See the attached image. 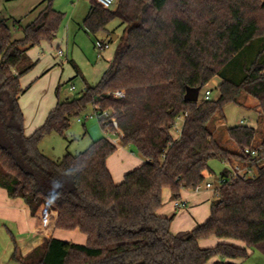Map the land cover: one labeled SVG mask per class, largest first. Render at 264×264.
Instances as JSON below:
<instances>
[{
    "label": "trees",
    "instance_id": "1",
    "mask_svg": "<svg viewBox=\"0 0 264 264\" xmlns=\"http://www.w3.org/2000/svg\"><path fill=\"white\" fill-rule=\"evenodd\" d=\"M43 4L28 24L13 20L23 31L20 39L9 19H0V186L26 202L37 227L55 219L57 230H79L87 243L51 237L23 264H239L253 250L264 254V138L256 140L254 126L224 125V107L244 106L242 92L259 102L264 120V0H117L113 9L91 0L84 21L90 33L108 32L115 20L124 26L115 57L99 84L58 100L28 136L19 102L29 89L21 78L36 65L28 52L52 43L65 16L53 0ZM215 78L218 98L186 99L190 89L200 91ZM90 105L111 113L100 123L119 144L104 136L60 161L44 154L43 138L65 135L73 117ZM217 114L221 136L210 124ZM231 142L235 149L227 146ZM119 146L132 147L144 162L118 183L108 158ZM259 146L260 156L246 153ZM214 159L237 162L253 175L225 184L206 222L172 232L176 213H159L164 190L181 200L184 190L205 183ZM230 172L225 167L220 175ZM211 237L218 239L215 246L200 245Z\"/></svg>",
    "mask_w": 264,
    "mask_h": 264
},
{
    "label": "rangeland",
    "instance_id": "2",
    "mask_svg": "<svg viewBox=\"0 0 264 264\" xmlns=\"http://www.w3.org/2000/svg\"><path fill=\"white\" fill-rule=\"evenodd\" d=\"M41 1L0 0L1 17L9 19L14 38H22L23 31L13 26V20H25L32 7ZM90 3L91 0H53V7L65 14L57 37L51 44L45 42L32 49V61L37 64L21 79L23 87L31 85V88L21 97V105L29 125L38 119L40 111L54 108L58 100L71 99L85 91L87 87H94L99 84L113 61L119 44L118 38L123 34L124 26L119 20H115L108 26V32H100L96 35L90 33L84 26ZM115 36L118 38L114 39ZM97 42L109 43L110 48L99 51L96 47ZM59 49L64 51V55H57ZM99 53L101 57H99ZM48 69L50 71L43 75ZM219 82V78H215L204 89L200 90L198 101L205 98V92L208 89L213 92L212 98H218L217 84ZM72 86H75L76 90H71ZM58 88L59 91L57 92ZM239 101L243 102L244 106L230 103L224 107V115L227 121L224 125L230 127L243 122V124L254 126L258 129L256 140L261 141L264 138V120L259 115V102L249 96L247 97L245 92L241 93ZM220 118L221 114H217L210 123L212 127L216 126L218 136H221L223 128V125H220L222 123ZM183 122V117L178 120L173 130L175 137L179 136ZM104 136L119 144V139L115 138L114 133L104 131L100 118L95 114L93 105H90L86 111L73 117L71 126L65 135L55 132L46 135L41 142L40 149L51 159L60 161L66 154H80L94 140ZM227 146L232 149L236 148L232 142ZM130 149L135 151L132 147ZM118 161L113 160V168L116 172L119 168ZM131 163L130 161L128 166ZM210 167L212 175L207 176L200 192L195 190L182 192L181 200L188 202L187 208L175 210L176 201L172 198L171 190L169 188L164 190V206L161 210L168 214H177L172 222V228L176 231L190 230L196 222L208 220L211 214V205L215 198L213 190L208 189L206 183H213L215 188L223 169L231 167V165L214 159L210 161ZM115 178H119L118 172L115 173ZM123 179L124 177H122ZM11 231L15 236H18L13 224L0 221V256H4V259H8L10 252L14 250ZM216 240V238L211 237L203 239L202 243L207 247L215 246ZM67 242L73 241L67 240ZM238 263L264 264V254L258 250H253L248 258L238 261Z\"/></svg>",
    "mask_w": 264,
    "mask_h": 264
},
{
    "label": "crops",
    "instance_id": "3",
    "mask_svg": "<svg viewBox=\"0 0 264 264\" xmlns=\"http://www.w3.org/2000/svg\"><path fill=\"white\" fill-rule=\"evenodd\" d=\"M42 2H44V0H42L41 2L37 3L35 6L32 7L30 12L27 14V18L25 20L20 19L22 21V25H26L36 18L38 13L45 6L44 4L42 5ZM0 19H5V18H2L1 14H0ZM15 20H17V19H15ZM13 37H14V34H13ZM14 39H20V38H14ZM49 44H51V43H49ZM32 49L29 50V52H28L31 60L33 58ZM49 71H50V69H48L43 75H46ZM27 87H29V89H30L31 85H29ZM25 93H23V94H25ZM22 95L20 96V100H19L20 105H21ZM21 108H22V105H21ZM52 109H54V108H52ZM22 110H23V108H22ZM51 110L43 109L42 111H40L38 114V119H36V121H34V123H32L30 125L28 124L27 118L25 115V133H26V135H28V136L32 135L36 129H38L40 126H42L44 124V122L46 121ZM23 112H24V110H23ZM24 114H25V112H24ZM232 126H234V125H232ZM113 160H119L118 161L119 162V168L117 170L119 178H115V173H117V172L113 168V166H114ZM130 161L132 163L128 166ZM143 162H144V159L136 151H131L130 147L119 146L118 150L112 156H110L108 158V167H109V169L113 175L114 180L119 183L120 180H122V177H124L126 173L135 169V167L137 168V165L140 166ZM210 175H212V174H210ZM117 179H119V180H117ZM200 190H195V191L200 192ZM179 201H183V200H179ZM185 202L187 203V206H186V208H187L188 202L187 201H185ZM177 209H181V208H177L175 206V210H177ZM159 213L163 216H171L172 215V214H168V213L162 211L161 209L159 210ZM0 221L1 222H7L9 224L10 223L13 224L16 227V231L18 233V236H15L13 231H11V233L13 234V240L15 241L13 243L12 247H13V249H15L17 246V259H15L13 256L14 255V250H13V252H10L11 254L9 255L10 257L8 259H4V256H0V264H23L24 258L29 253H31L36 247L42 245L46 239L51 238V237L59 238V239L65 240V241L70 240V241H73L74 243H79V244H86L87 243L86 235L83 234L82 232H80L79 230L65 231V232H64V230H57L55 228V219L45 220L44 224L41 227H37L36 226V218L32 216L30 207L26 204V202L22 198H11L9 196L8 192L6 191V189H4L1 186H0ZM202 223H204L203 220L196 222L192 229H194L198 224H202ZM192 229L183 230V231H191ZM171 230L174 233L181 232V231H176L175 229H173L172 224H171ZM216 241L218 242V239ZM200 245L202 247H207L204 243H202V240L200 241ZM210 247H212V246H210Z\"/></svg>",
    "mask_w": 264,
    "mask_h": 264
},
{
    "label": "built area",
    "instance_id": "4",
    "mask_svg": "<svg viewBox=\"0 0 264 264\" xmlns=\"http://www.w3.org/2000/svg\"><path fill=\"white\" fill-rule=\"evenodd\" d=\"M99 5H101L103 8L105 9H113L116 4H117V0H95ZM96 47L99 51H102L104 49H108L110 47V44L109 43H103V42H97L96 44ZM57 55L58 56H62L64 55V52L62 50H58L57 52ZM99 57H101V54L99 53ZM71 90H76V87L75 86H72L71 87ZM212 90L211 89H208L206 90L205 92V98L206 100H209L212 98ZM114 95L118 98H122L125 96V93L124 91H116L114 93ZM95 114L98 115V117L100 119L102 118H109L111 116V113L109 111H100L99 109L98 110H95ZM92 117V116H91ZM79 121H82V119H79ZM243 123V122H242ZM112 124L115 126V127H118V124H117V121L115 118H112ZM115 138L119 139L118 136H115ZM113 140V139H112ZM114 141V140H113ZM263 151V147L262 146H259V147H256V148H248L246 149V153L248 154H251L252 156H260L261 153ZM262 160L264 161V156L262 158ZM230 169V175L229 176H222L220 175V177L218 178V184L217 186L214 188V185L213 183L211 182H207L206 183V187L208 189H211L213 190V193H214V198L215 199H218L221 195V188L229 183V182H232L234 181L236 178L238 177H242V178H248V177H251L253 174H252V171H248L247 173H245V170L241 167V165L239 163H235L233 165H231V167H229ZM202 187L199 186L197 188V190H200ZM175 206L177 208H184L187 206V203L185 201H176L175 202Z\"/></svg>",
    "mask_w": 264,
    "mask_h": 264
},
{
    "label": "water",
    "instance_id": "5",
    "mask_svg": "<svg viewBox=\"0 0 264 264\" xmlns=\"http://www.w3.org/2000/svg\"><path fill=\"white\" fill-rule=\"evenodd\" d=\"M118 36H115L114 39H117ZM198 95H199V90H193V89H190L186 95V99L187 100H198ZM220 202V200H216L215 203L218 204Z\"/></svg>",
    "mask_w": 264,
    "mask_h": 264
}]
</instances>
